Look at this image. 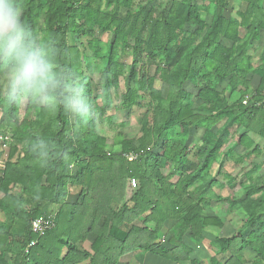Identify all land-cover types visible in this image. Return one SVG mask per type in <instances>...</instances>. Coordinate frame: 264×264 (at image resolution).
Instances as JSON below:
<instances>
[{"label": "trees", "instance_id": "trees-1", "mask_svg": "<svg viewBox=\"0 0 264 264\" xmlns=\"http://www.w3.org/2000/svg\"><path fill=\"white\" fill-rule=\"evenodd\" d=\"M234 1L237 17L228 11L232 0H174L161 10V0H14L21 30L0 38V79L22 50L51 65L56 87L43 104L19 83L0 98V147L8 148L0 170V264H118L136 250L191 260L184 237L197 244L206 228L224 226L206 212L213 199L244 220L210 242L211 264H264V164L247 166L240 196L215 194L221 183L211 173L227 160L246 164L261 152L250 134L264 138V0ZM105 34L112 39L103 41ZM127 51L129 64L121 61ZM121 80L115 105L111 90ZM75 93L86 114L68 104ZM146 100L140 135L119 133L110 150L97 122H113L115 110L143 108ZM130 153L137 157L129 160ZM48 205L58 206L54 225L39 234L32 221L48 216ZM89 236L90 251L81 249Z\"/></svg>", "mask_w": 264, "mask_h": 264}, {"label": "rangeland", "instance_id": "rangeland-1", "mask_svg": "<svg viewBox=\"0 0 264 264\" xmlns=\"http://www.w3.org/2000/svg\"><path fill=\"white\" fill-rule=\"evenodd\" d=\"M141 1V0H140ZM144 1V0H143ZM174 0H161L160 2V10L161 9H168ZM180 1V0H179ZM232 6L228 11L229 14H232L233 16L237 17L236 15V10L239 8L241 9V6L237 4L234 0H232ZM159 10V11H160ZM206 18V21L209 22L211 19V15H204ZM43 26V20L42 18L38 22V27L41 28ZM10 30V29H9ZM9 30L5 31H0V38L4 36ZM101 39L103 41H107L108 39L111 40L112 36L111 35H102ZM70 43L73 44L72 39L69 38ZM81 41L86 44V37H82ZM260 43H255L254 47L251 50V53L255 59H257L258 53L261 51V48L259 47ZM261 46V45H260ZM90 53V52H89ZM121 61L125 62L126 64L131 63L132 61V55L129 51L122 53L121 54ZM143 62L149 65V70L151 74L155 73V66L149 62V60L146 57H143ZM258 63V61H257ZM255 62V64H257ZM13 69L9 70L7 69L6 71H3V74L0 79V98L4 99L5 95L7 93H14L16 91V85L17 81L12 79L11 73ZM94 93H100L101 92V85H100V74L96 73L94 76ZM161 84L159 81L156 82V87L160 88ZM124 90V82L121 80L120 82V87L118 89H112L111 90V99L113 100L114 104H118V100L120 97L121 92ZM39 104H43V100L38 98ZM145 106L143 108H138L134 107L130 111L128 110H118L114 112V121L110 122L107 120H99L97 122V130L100 134H103L107 136L108 138V144H109V149L113 148V142L117 139L118 134L122 133L125 138L132 139L140 135V120L142 119L144 112L146 109H148V102L147 100L144 101ZM25 112V102H22V109L20 110V117L24 115ZM3 114V111H1L0 107V116ZM198 141V140H197ZM4 149V151H7L8 148L5 149V147H1ZM117 150V149H116ZM244 153V152H243ZM263 160L261 162L264 163V154H262ZM193 158V155H192ZM249 159H247L248 161ZM252 160V157L251 159ZM249 162V161H248ZM253 162V161H252ZM247 166L245 164L243 165H235L233 161L227 160L224 162L223 166L220 167L218 164H215L212 169V174L215 175L220 180H226L228 179L225 177V174H228L234 178L237 179L233 191H235L237 194H242V186H239L240 184L238 183V179H241L243 182L245 180V176L243 175V172L246 170ZM168 167L166 165H163V170L164 172H167ZM242 182V183H243ZM216 192L225 194L228 192V190L224 188H216ZM241 192V193H240ZM246 254V253H245ZM249 254V253H247ZM246 254V255H247ZM249 256V255H248Z\"/></svg>", "mask_w": 264, "mask_h": 264}, {"label": "crops", "instance_id": "crops-1", "mask_svg": "<svg viewBox=\"0 0 264 264\" xmlns=\"http://www.w3.org/2000/svg\"><path fill=\"white\" fill-rule=\"evenodd\" d=\"M255 43H257V42H255ZM253 47H254V45H253ZM260 52L258 53L257 59H255L256 63H257V61L259 63ZM250 53H251V50H250ZM251 55H252V53H251ZM255 62H254V58H253V64L254 65H256ZM257 83H258V78H255L254 79V86H256ZM250 136L254 139L256 144L261 148V152H260V154H253L251 156L252 160H249V163L246 162L245 166H248V168L250 166H252L253 164L261 163V160H263L262 154H264V138L257 135V134H250ZM5 149H6V147H5ZM238 152L243 153L244 151L241 148L240 150H238ZM7 156H8V149H7V151H4V149L0 147V170L3 169L4 162L7 158ZM263 169H264V165H263ZM218 180H220V179H218ZM236 181H237L236 178H235V180H232V181L229 178L226 180H220V183H221L220 188L225 187L228 190V192H226L225 194H221V193H218L214 190V193L217 195H222V196H227L229 194H232L234 196H240L241 194L239 195L235 191H233V189H235L234 186H235ZM238 181H239L238 183L240 184L239 186H242L243 181L241 179H238ZM243 184H244V182H243ZM220 188H218V189H220ZM13 190L19 193V191L21 189L19 187H14L12 189V191ZM74 193H75V190H72V194L70 195L71 200H73L75 198ZM2 196H3V193L0 192V197H2ZM27 206H30V205L27 204ZM45 210H46V212H48V215L56 214V211L58 210V206L57 205H48ZM206 212L216 214L220 218H223L225 221H224L223 228H218V227H214V226H210V227L206 228L204 231L205 239L200 243L196 244V243L192 242L187 235L184 237V242L188 246H190L192 249L190 259L199 261L200 264H211L210 260L213 256H215L214 251L210 247V242L213 241L216 237L230 236L232 233H234L239 228L242 221L244 220V213L242 211H237L233 214L226 215L225 207L223 206V204H221L220 202H217L214 199L212 200V203H211L209 209L206 210ZM5 221H6V213L1 210L0 211V225H2ZM172 222L173 221H169L168 223H166L167 229L170 228V226L172 225ZM92 239H93V237L89 236L84 242H80L78 244L79 247L81 249H85L87 251H90ZM162 239H161L162 245L167 246L168 245L167 244V237L164 236V237H162ZM246 254H247V252H246ZM248 255L249 254H247L246 256H248ZM253 256H254V254H250L248 256V258H252ZM217 258L219 259L220 256L218 255ZM191 260L176 263V262H173L171 260L157 256V255L149 253V252H143L141 250H136L132 253H129V254L121 257V260L118 264H192Z\"/></svg>", "mask_w": 264, "mask_h": 264}, {"label": "clouds", "instance_id": "clouds-1", "mask_svg": "<svg viewBox=\"0 0 264 264\" xmlns=\"http://www.w3.org/2000/svg\"><path fill=\"white\" fill-rule=\"evenodd\" d=\"M20 12L15 7L14 0H0V31L11 30L13 34L21 30L19 23ZM5 38V43L7 42ZM3 43H0V48ZM23 91L32 93L43 101L53 99L52 91L56 87L51 65L39 55H27L22 50L18 52L17 62L11 73ZM68 104L80 113L86 114V107L79 93L69 98Z\"/></svg>", "mask_w": 264, "mask_h": 264}, {"label": "built area", "instance_id": "built-area-1", "mask_svg": "<svg viewBox=\"0 0 264 264\" xmlns=\"http://www.w3.org/2000/svg\"><path fill=\"white\" fill-rule=\"evenodd\" d=\"M250 98V96H246L243 100V103L246 104L248 102V99ZM129 160H133L137 157V155L135 154H128L127 155ZM132 185L135 186L136 185V181L135 179H132ZM55 215L56 214H52V215H48V216H41L37 219H34L32 221V229L33 231L42 234L43 232H45L46 230L50 229L53 227L54 225V219H55ZM31 244H34V242H31Z\"/></svg>", "mask_w": 264, "mask_h": 264}]
</instances>
